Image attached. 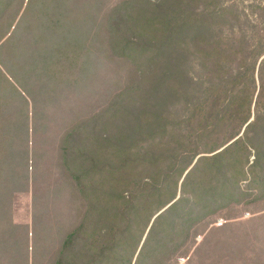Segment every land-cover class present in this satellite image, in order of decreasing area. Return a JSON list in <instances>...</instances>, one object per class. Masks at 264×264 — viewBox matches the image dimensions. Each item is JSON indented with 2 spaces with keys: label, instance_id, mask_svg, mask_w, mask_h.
<instances>
[{
  "label": "rangeland",
  "instance_id": "rangeland-1",
  "mask_svg": "<svg viewBox=\"0 0 264 264\" xmlns=\"http://www.w3.org/2000/svg\"><path fill=\"white\" fill-rule=\"evenodd\" d=\"M122 1L13 0L0 13V264H264V159L255 164V151L245 141L256 137L264 147V130L257 125L243 134L240 112L213 138L219 146L239 138L236 152L244 174H235L228 184L236 183L240 195L190 209L184 199L211 180L204 165L183 182L197 157L211 155L203 153L206 142H199L187 171L182 173L192 152L179 157L159 197L138 196L125 219L115 222L114 249L98 250L108 244V225L89 210L91 195L78 191L73 175L81 160L75 148L68 149L72 158L64 162L61 147L77 124L103 112L138 81L142 59L133 62L109 46V15ZM161 1L140 0L138 10L151 16ZM180 2L181 18L205 25L203 39L197 37L188 48L192 83L220 85L219 97L244 101L248 121L264 115V0ZM43 7L46 11H40ZM36 15L41 29L26 32ZM15 46L24 47L21 57H14ZM184 110L175 103L167 122L178 123V115L189 114ZM187 124L175 130L176 136L190 135ZM230 130L237 135L228 141ZM169 139L157 136L142 145L162 151L175 145L167 144ZM159 166L166 170L168 159ZM131 192L139 195L127 187L125 197ZM173 198L180 199L177 209L152 220L162 210L160 203Z\"/></svg>",
  "mask_w": 264,
  "mask_h": 264
},
{
  "label": "trees",
  "instance_id": "trees-1",
  "mask_svg": "<svg viewBox=\"0 0 264 264\" xmlns=\"http://www.w3.org/2000/svg\"><path fill=\"white\" fill-rule=\"evenodd\" d=\"M11 1L0 0V13ZM139 1L124 0L114 6L107 23L111 51L133 62L142 59L140 69H137V83L114 96L103 112L77 124L66 134L61 147L64 162L72 158L71 152L69 155L66 153L68 149L70 151V147L75 148L78 161L81 160L76 166L77 175H73L78 191L85 197L87 193L91 195L92 198L88 200L89 210L97 214L98 219L105 220L108 226L110 224L107 226L108 244L98 249L100 253L109 247L110 250L114 249L116 232L119 231L115 222L119 224L125 219L127 211L134 207L133 202L139 197L141 200L150 196L159 197L160 186L176 167L179 157L192 152L182 173L187 171L193 157L198 155L195 151L199 149V142H206L208 149L203 153L211 155L198 157L183 182L197 175L204 165L207 168L203 171L211 176V180L198 186L191 193L192 199H184L190 209L201 206V210H204L210 203H216L224 196L240 195L236 183L228 184L235 179V174H244L240 156L236 152L241 147L239 138L233 140L237 134L232 130V137L228 141H233L230 143L225 142L219 146L213 138L219 131L227 129L229 122L239 112L242 124L245 125L243 134L247 135L257 125H261L264 130V115L254 114L253 121L249 122L250 111L244 101L235 103L230 97L221 98L215 92L220 85L212 84L207 88L205 82L200 80L192 83L188 77L187 67L191 55L188 48L197 37L203 39L204 23L194 18H181L180 0H162L154 5L151 16H144L138 10ZM47 7L40 11H46ZM40 29L41 18L36 15L25 30L36 33ZM19 31L23 32V27ZM13 53L18 58L25 53V49L15 46ZM263 63L264 58L260 63L261 68ZM214 93L217 98L212 97ZM194 94L197 96L194 97ZM193 98L195 101L192 103ZM175 103L182 105L189 114L178 115V123L171 124L167 122V114ZM246 109L248 115L245 114ZM186 122L190 135L187 138L181 134L176 136L175 130ZM163 135L170 137L167 144L175 145L162 151L143 147V141ZM189 137H192V141H189ZM245 141L255 151V164H258L264 159L261 139L250 137ZM87 147L90 149L87 150ZM165 158L169 161V167L162 170L159 164ZM229 168H233L235 173L230 175ZM139 170L141 173L137 178ZM94 175L97 177L94 178ZM262 184L264 189V180ZM127 187L136 189L139 195L131 192L129 198H126L124 193ZM179 200L173 198L164 205L160 203L162 210L169 206L155 220L162 213H172L177 209Z\"/></svg>",
  "mask_w": 264,
  "mask_h": 264
},
{
  "label": "water",
  "instance_id": "water-1",
  "mask_svg": "<svg viewBox=\"0 0 264 264\" xmlns=\"http://www.w3.org/2000/svg\"><path fill=\"white\" fill-rule=\"evenodd\" d=\"M249 122H251V119L249 120ZM249 122H248V123H249ZM244 128H245V126H244ZM244 128H243L242 131H244ZM197 158H198V157H197ZM196 160H197V159H196ZM196 160H195V162H196ZM187 172H188V171H187ZM187 172H185L184 176L186 175ZM171 204H172V203H171ZM168 206H169V205H168ZM168 206H167V207H168ZM167 207H166V208H167ZM166 208H164L162 211H160L158 214H156V215L152 218V220H153L154 218H156V217H157L161 212H163ZM146 232H147V231H146Z\"/></svg>",
  "mask_w": 264,
  "mask_h": 264
},
{
  "label": "crops",
  "instance_id": "crops-1",
  "mask_svg": "<svg viewBox=\"0 0 264 264\" xmlns=\"http://www.w3.org/2000/svg\"><path fill=\"white\" fill-rule=\"evenodd\" d=\"M70 262H71V261L68 260V261H66V262L63 261L62 263H64V264H65V263H66V264H69ZM57 264H58V261H57Z\"/></svg>",
  "mask_w": 264,
  "mask_h": 264
}]
</instances>
